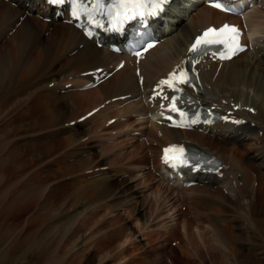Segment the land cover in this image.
<instances>
[{"label":"bare ground","instance_id":"1","mask_svg":"<svg viewBox=\"0 0 264 264\" xmlns=\"http://www.w3.org/2000/svg\"><path fill=\"white\" fill-rule=\"evenodd\" d=\"M33 8L38 12V8L36 7L35 3L31 4L30 6H26V1L23 0H8L7 2L0 0V41L5 40V38L7 37V41L5 42V44L3 46L0 45V215L3 211L6 212V209L10 210V208L17 206L19 203L18 206L25 207L23 210L21 208L22 212H16L18 216L14 218L17 219L24 215L23 212H25L30 206L36 205L38 206L37 208L40 213L38 212L39 216L36 217V221L34 220V222L42 223V221L44 220H51L53 222L58 216L59 212H62L61 207L64 205V201L53 202L51 198L54 194H64V196L67 197L66 199H70L72 201L82 199H84L86 202L92 201V203L87 202L89 203V206L85 209L74 212L72 221L73 224L76 220V217H78V215L81 214L82 211H85L91 206L92 210L90 209L91 212L88 213L90 216L92 214H98L103 211L105 207L104 204L94 205L96 202L93 203V201L96 199L100 201L109 197L110 189L113 185H107L101 180H89V183H79L77 184V186L75 185V188L70 189L69 187L73 186V184L70 182H68L67 184H58V182H55L57 183V187H51V185H47L48 187L46 186L47 179L50 176H57L61 173H64L60 169L54 171L49 170L51 166L56 164L61 166L63 161H68L69 159H72L73 157L84 153L79 149H69V147L73 145L72 143L77 140L79 141L81 137L74 131V128L66 129L63 127L60 130L59 126L63 125L65 119L71 121V114L73 112L72 109L68 107V104H62V102L60 101L61 98L57 93V87L53 86V82L48 80L50 75L54 73V65H57L58 62L61 61L62 66L58 68L59 72H57L58 79L62 78L61 76L65 73L64 71H66V69L69 70V68L73 66L74 63L83 64L80 69H77L75 71L76 73L85 72L99 67H102L103 70H108L110 68V65H115V63L119 60V57L115 54L109 53L106 49H97L92 43L84 40V38L78 33V31L73 29L71 26L64 25L61 22L45 24L38 21L35 17H31L29 15L25 16L26 13H32ZM176 10L178 15L175 18H172V24L168 23V26H173V31L177 32L176 35L170 37L158 48L150 52L139 65L141 74L144 77V82L141 88L142 91H140V89L138 88L139 86L136 77L134 76V74H132V70H130L129 67L125 66L122 70L113 75L112 80H108L100 84L96 88L81 89V86L77 90L70 89L67 92L85 93L89 91L88 93H90L91 90H94L96 92L100 91L103 95V98H106L107 100L123 95L129 96V98H126L124 101H117L116 104H123L130 99L133 100L134 98L139 97V101L131 104L132 106L128 105L125 109H123L124 111H126V113H128L124 115H127V117L129 118L132 114L135 113L136 120H138V117L142 118V116L140 115L145 114L146 111L149 110L148 107H145L142 102V96L145 94L146 89H149V87L155 84L156 80L159 77L164 75L165 72L171 69L173 65H175L179 61V59L184 54L187 43L194 36V33L197 30L209 24L218 25L226 19L225 16L215 11H212L208 8H202L195 15V17L189 21L192 24H189V26H187L184 24V22L188 21V17L186 15L188 8L185 7L184 4H182V7ZM257 15V13H253L247 18L250 27H252V31L255 34L259 33L261 27L264 25V19H259L262 16L260 17V15H258V18ZM21 18L22 20L20 21ZM18 23L19 25L17 26ZM49 27H51L50 30L48 29ZM12 28L15 29L14 32L8 35L9 31H11ZM45 32L48 33L46 37H44L43 35ZM258 40L256 41V44ZM79 45H82V47L79 48ZM71 52L74 53L71 54ZM243 56L246 55L243 54L236 59L223 63L216 77H214V73L216 72V68L218 66L206 63L204 66H202L201 81L205 99L209 100L210 102H217L223 107L224 110H231V103H233V106L239 103L242 107H252L255 114H249L242 110L238 111V113L241 114L245 119H248L247 124L239 128H233L231 126H228L227 128L216 126L214 128H211L206 135L197 134L194 132L168 130L164 127H159L154 124H152V127H154L157 132L162 134L161 139L158 138L159 141H167L168 143H170L178 141L180 139H190L198 143V145H200L206 152L217 157L225 165V169L223 171L224 175L221 179L214 175L201 176L198 178V185L189 189L184 188L178 179L172 180L173 183H177V189L175 191L176 194L181 195L183 198V192L185 191V200L187 199L185 201L186 203L191 204V202H188V199L189 201L194 199L193 203H195V205L200 206L205 211L208 210V212L217 215L222 214L228 216L229 212H226V206H233L241 209L243 211L241 217L247 223H249V226L253 229L254 227H257V225L253 223V217L259 210L264 211V180L262 179L261 183H256L254 182V180H251V178H249L253 177L255 179L256 175H260V173L264 172V71H261V74H263L262 79H257L254 76V67H252L248 63H245L244 61L237 63L241 58H243ZM251 64L254 65L252 62ZM262 66L264 68V63L262 64ZM76 84L77 85H75V87L80 85L78 81ZM207 86L208 89H206ZM76 95L78 94H72L71 96L73 97ZM222 100H228L227 104H221ZM77 101L79 100L76 99V102L74 104L75 108L79 107V105L77 106ZM253 115L256 116L254 117ZM82 123L84 124L85 121ZM134 123L140 125L139 123L141 122L138 123V121H134ZM55 127H59L58 131L64 135L60 140L45 139L42 140L43 142H23L22 144L14 146L7 144L9 143L7 139L13 137V135H17L19 132L23 131L21 134L22 136L26 135V132L29 131L30 133L36 131H42L45 133L46 130H50ZM30 129L35 130L32 131ZM10 131H13V133L11 134ZM45 134L49 135L50 137L56 136V133L52 131L50 133L46 132ZM85 134L86 133H84L82 136H84ZM153 138V135L150 134V139ZM44 142L47 143L45 144ZM154 142L155 141L153 140L152 143ZM78 145L79 144H77V147ZM161 146L159 147L158 155H160ZM240 147H244L243 152L239 150ZM250 150L256 153L255 157L253 155H249L248 152ZM51 157H53L52 159H50L52 163L48 167L47 165L49 161L46 162V160ZM244 157H247L249 161L255 162V165L251 168L249 174H246V172L250 169V166L247 163L243 162ZM94 159H96V156H83L82 158H80V160H73L76 162H74V164H70L68 167L70 168V170L79 169L78 171H81L82 169H85L84 167L86 165H89L91 162H93ZM26 161L28 162L27 164ZM32 161H43L42 165L46 167L39 170L41 164H33ZM92 164L93 163H91V165ZM155 169L157 170V172H159L160 170L158 167H156ZM78 171L71 172L72 174L69 173V175H63L62 178L65 176H73V174H75L76 172L78 173ZM26 174L28 175V179L25 180L20 189L14 190L11 188V186L10 188L12 190L10 189L11 191H9V188L7 186L12 182L15 183V180H17L18 177L20 178V180L21 177L23 179L24 175ZM73 178H75V176L68 177L67 179L69 181ZM236 178L238 181L242 179L244 180L242 187H239L237 185ZM159 180L164 181L167 184L170 183V180H168L165 176H162ZM3 183L5 184V188L3 187ZM215 183L217 186H215ZM218 184H220V186ZM162 185L163 183H161V186L156 189L158 195L163 194V191H161L162 189L168 190V187L166 185V187ZM212 186L214 187L211 188ZM259 186H261L262 189H260ZM258 187L260 190L258 189ZM221 189H224L227 194L225 195L224 193H222ZM208 190L211 192L221 193L211 194L214 200L218 203L217 208L205 207V204L215 205L212 199L205 198V196H203L206 195L207 197L206 191ZM193 192L196 194H194V196H190L189 198V195H192ZM198 193H200L201 195H199ZM168 194L169 193H166V197L168 196ZM23 198H25L26 201ZM244 201H246V203H244ZM208 212L203 213L207 215ZM199 213L200 212H198V214ZM195 214L196 217H198L197 212ZM89 215L87 217H89ZM204 216L202 217L201 215H199L198 219L195 220L196 224L202 222L203 220L201 221L200 219L201 217L204 218ZM0 220L2 222L4 218H2L1 216ZM118 220L119 217L115 216L104 219L102 221L103 223L101 224V226H109L110 228H112L114 235L112 236L113 240H117L121 236H123L124 231L126 230V228L119 226L120 222H118ZM14 221L12 223H14ZM17 221L18 220H16V222ZM32 223L33 222L27 221L26 225ZM191 224L192 222L190 224L185 223L187 231L188 228L190 229ZM62 226L64 227V223L62 224ZM80 226H83V224ZM1 227L2 226L0 225V228ZM185 227H183L182 225V228ZM53 228L55 230L58 229V231L59 229H61L60 227L47 226V228H45L41 235H35V237H32L30 241H28L29 238H31L30 235L23 237V240L21 239V243L19 246L22 245L24 251H28L26 248L27 246L32 247L35 241L39 242L43 235L45 233L49 234ZM136 228L137 233L141 231V227H138L137 224ZM23 230H25V228H23ZM111 231L106 235L111 234ZM57 232H55L56 235L53 237L54 239L59 236ZM217 234L222 237L219 238L220 240L223 241L226 239V236L223 235L224 232L221 229ZM146 236L147 239L153 238L154 233L152 231H149L147 232ZM104 237L106 236H103V238ZM107 237L106 239H108ZM61 238L62 236H60L58 239ZM129 244L130 246L135 244L134 240H131ZM223 244L226 246H223L224 248H227L229 251H231L229 248V246H232L231 243L225 240ZM72 245L73 248L77 247L75 241L72 242ZM19 246L17 248H19ZM56 250L57 248L50 249L51 252H55ZM50 251L47 253V256H49L48 254H50L51 256ZM121 252L122 250L118 251L117 253L122 254ZM34 253L37 252H32V254ZM116 255L112 258V260L117 257ZM35 256H37V254H35ZM261 257L264 259V255H261Z\"/></svg>","mask_w":264,"mask_h":264},{"label":"rangeland","instance_id":"2","mask_svg":"<svg viewBox=\"0 0 264 264\" xmlns=\"http://www.w3.org/2000/svg\"><path fill=\"white\" fill-rule=\"evenodd\" d=\"M259 19H262V17ZM13 29L14 28H12L11 30ZM47 34L45 32L43 34L44 37H46ZM262 35L264 36V30ZM6 41H7V37L5 38V40L0 41L1 42L0 45L3 46ZM263 53H264V46H263ZM263 57H262V61L264 63ZM260 59H261L260 57L252 58L253 64L256 63V66L252 65L251 62L244 61L245 63H248L249 65L254 67L255 69L254 76L259 80L262 79L261 71H264V68L262 66L263 63ZM54 66H55L54 73L50 75L48 81H52L53 83H56L54 86L57 87L58 89L57 93L61 98L60 101L62 102L63 105L68 104V107L72 109L73 113L71 114V118H72L71 121L76 120L77 118L81 117L84 112L85 113L89 112L88 110L95 108L96 106H98L101 103H104L107 100L106 98H103V95L100 91L96 92L94 90H91L90 93H88L89 91L87 92L83 91L85 93L65 91V93H63L64 88L62 87H61L62 89L59 88L57 86V82L58 83L59 82L64 83L66 81L70 82L72 76L69 78L65 77V79L63 78L58 79L57 72H59L58 68L62 66V61L58 62V64L57 65L55 64ZM82 66H83L82 63H74L73 66L69 68V70L76 71L77 69H80ZM72 82L74 83L75 80H73ZM73 85L75 86L77 84L75 83ZM138 88L141 91L142 87L139 86ZM206 89H208V86L206 87ZM72 94H78V95L72 97L71 96ZM76 99L79 100L77 101V106L79 105V107L76 106L77 108L74 107ZM113 104L119 105L116 103ZM124 109H122L123 114H128L126 113V111H124ZM105 110H106L105 107L103 110H98L96 114L85 120L84 124L75 123V125L72 127L65 126V123L69 122L68 119H65L63 125L59 126L60 130L63 127L66 129L74 128V131L80 135L81 139L79 141L78 140L74 141L72 143L73 145L69 147V149L70 148L79 149L81 152L84 153L77 155L72 159H69L68 161H63L61 166L57 164L51 166L49 170L54 171L60 169L64 173H61L57 176H50L46 182V186L51 185V187H57V183L55 182H58V184H67L68 182H70L73 184V186L70 185L71 187H69V189L75 188V185L77 186V184L79 183L80 184H83V182L89 183L88 182L89 180H101L102 182H105V184L107 185L112 184L113 186L110 189L109 197H107L104 200L99 201L96 199L93 201V203L96 202L94 205L104 204L105 207L103 211H101L98 214H92L90 216L88 213H90L92 210L91 209L92 206H91L87 208L85 211H82L81 214H79L78 217H76V220L74 221L73 223L74 225H73L72 221H73L74 212L85 209L86 207L89 206V203H92V201H87L89 203H87L84 199L72 201L70 199H66L67 197H65L64 194L60 195L58 193L56 194L59 197L56 194H54L51 199L53 200V202L64 201V205L61 207L62 212L58 211L59 214L53 222L51 220H44L45 222L42 221V223L41 222L35 223L34 220L36 219V217L39 216L38 214L40 213V211L37 208L38 206L36 205L30 206L27 209L28 211L26 210L25 212H23L24 215H22L20 218L17 219L14 217L18 216L17 213L22 212L25 206L22 207L18 206L19 205L18 203L17 206L10 208L11 211L9 209H6L7 210L6 212L2 210L3 212L0 215V219L2 216L4 220L2 222L0 220L1 223L0 225L2 226L0 228V233H1L0 234V264H104L106 262H107L106 264H127V263L128 264H255V263L264 264V259L261 257V255H264V244H263L264 211L259 210L256 213V215L253 217V223L257 225V227L253 228L255 230H253L252 227L249 226L250 224L247 223L241 217L243 211L236 207L226 206V212L227 211L229 212L228 216L222 214L217 215L208 212V210L205 211L200 206L195 205V203H193L194 199L191 200L192 201L191 204L186 203L185 201L187 199L185 200L186 198V194H184L185 191L183 192V198L182 196L179 197V194H176L175 193L176 190L173 188H172L173 192L170 188H167L168 190L162 189L161 191H163V194L158 195L155 189L161 186V184L159 185V183L161 182H158L152 174L147 173L148 171L146 166L148 162L146 157H149L150 153L152 152L153 154H155V151L150 152L148 150L149 146L147 147L145 145L144 147L146 148L144 149L143 145H141L142 143L140 145L139 144L137 145L138 142H135L134 140L133 141L129 139L122 140L123 139L122 137L117 136L119 131L112 133L114 137L117 136L119 138L110 137L109 135H107L108 133H110V131L107 130H103L102 132H99L98 133L99 136L92 137L96 135L98 131L97 128H99L102 125L99 124L98 126H92L91 128H89L91 126V124L89 123H92L102 118L104 114H105V119H107L109 114L114 115L115 113H118L120 111V106L112 107L108 111ZM253 116L255 117L256 115ZM105 119L103 120L105 121ZM139 122L140 121H138V123ZM118 124L119 127H125L126 129L128 128L130 129L135 123L133 122V119H130L129 122L128 121L126 123L118 122ZM85 126H87V128H85ZM59 127H55L45 131V133L46 132L50 133L51 131L56 133L55 134L56 136L54 135L55 137H50L49 135H46L42 131H41L42 133L40 131L30 133L29 131L26 132L27 136L26 135L22 136L21 135L23 132L22 131L19 132L17 135H13V137L7 139L9 143H7V141L6 143L8 145L14 146V145L22 144L23 142H28V143L38 142V141L43 142L42 140L45 139L60 140L61 137L64 135L58 131ZM141 127L143 129L146 128V124H143ZM10 133L12 134L13 131H10ZM84 133L86 134L82 136ZM124 133L125 135H128V130L125 131ZM87 136H89L88 139ZM128 137L135 138L132 136L131 133L130 135H128ZM153 137H154L153 139H150V134L148 135V137L147 135L145 137L146 141L149 143L150 146L155 147L158 143L162 142L158 140V137H155L154 135ZM83 138L87 140H83ZM153 140L156 142V145H153L152 143ZM39 144H43V143H39ZM77 144H79L80 146L78 145L77 147ZM96 145H100V147L97 148ZM239 150L243 152L244 147H240ZM248 153L251 156L252 155L254 157L256 156V153L252 150H250ZM83 156H88V157L96 156V159H94L93 162H91L93 163L92 165L91 163L89 165H86L84 167L85 169H82L81 171H78L79 169L70 170L68 166L76 162L73 160H80V158H82ZM52 158L53 157L46 160V162L49 161L47 165L48 167L52 163L50 160ZM142 159H144V161ZM243 159H244L243 162L247 163L250 166V169L246 172V174H249L251 168L255 165V162L249 161L247 157H244ZM32 162L33 164L35 163L41 164L39 170L46 167L42 165L43 161H32ZM27 163L28 162L26 161V164ZM74 170L78 171V173L76 172L75 174H73L75 178L69 181L67 178L73 176H67V177L65 176L62 178L63 175H67V174L69 175V173L72 174L71 172H75ZM109 170H111V172H108ZM130 170H131L130 172L131 176L127 177L126 179L120 180V176L121 177L127 176ZM118 171H120L121 173ZM78 177H82V178H78ZM115 178H117L118 180H116ZM249 178H251V180H254V182L256 183H261L262 179L264 180V172L260 173V175H256L255 179L253 177H249ZM26 179H28L27 174L24 175L23 179L21 177V180L18 177L17 180L18 181L20 180L19 182L15 180V183L12 182L13 184L10 183L7 186L9 188V191H11L12 189L14 190L20 189V187L23 185ZM240 181H238L236 178L237 185L239 187H242L244 180L242 179ZM216 183L215 186H217ZM218 185L220 186V184ZM162 186L166 187L164 184ZM3 187L5 188V184L3 185ZM213 187L214 186H212L211 188ZM259 187L260 189H262L261 186ZM221 191L225 195L227 194V192L224 189H221ZM206 192H207V197L206 195L203 196H205V198L212 199L215 205L205 204V207L217 208L218 203L214 200L211 194H221V193L211 192L209 190ZM166 193H169L167 197H166ZM194 194L196 193L193 192V195ZM198 194L201 195L200 193ZM190 196L192 195H189V198ZM23 199L26 201L25 198ZM244 203H246V201H244ZM186 208L188 209V211L191 212L190 215L191 217L188 216L189 219L188 217H185L186 215H188L187 213H185ZM195 211L197 212V214L198 212H200L198 214V217L199 215L203 217L206 212L210 214L207 213V215L205 214L204 218L201 217L200 220L201 221L203 220L202 221L203 223L200 222L196 224L195 220L198 219V217H196ZM181 212L184 214H182ZM117 214H119L120 216ZM88 215L89 217H87ZM115 216L119 217L118 220V222H120L119 226L126 228L125 231H127V232L124 231L123 236H121L117 240L116 239L113 240L112 236L114 235L112 228H110L109 226H101V224L103 223L102 221L104 219H108ZM16 220H18L19 222L18 221L16 222ZM189 220L192 222L191 224L192 227L190 226V229L188 228L187 231L185 227V223L190 224L191 222ZM208 220H210L211 222ZM13 221L14 223H12ZM27 221L33 223L26 225ZM63 223H64V227L62 226ZM79 224L80 225L83 224V226H80ZM136 224L138 227H141V231H139L138 233L136 231L137 229ZM182 225L185 228H182ZM47 226L60 227L61 229H59L58 231V229L55 230L53 228L52 230L54 231L51 230L49 234L45 233L39 242L35 241L32 247L31 246L26 247L28 251H24L22 245L19 246L21 243V239L23 240V237L30 235L31 238H29L28 240L30 241L32 237H35V235L36 236L41 235L42 232L45 230V228H47ZM23 228H25V230H23ZM212 229L213 232L215 231L216 233L215 232L213 233ZM220 229L224 232L223 235L226 236L225 237L226 239L225 238L223 239L227 240L229 243L232 244L231 247L229 246L231 251L223 247L225 246L223 244L225 240L223 241L220 240L219 238L222 237H220L217 234L218 232H220ZM110 231L112 235L111 234L106 235L108 232L110 233ZM149 231H152L154 233V236L153 238L147 239L146 235L147 232ZM55 232L59 234V236L56 239L53 238L56 235ZM60 236H62V238L58 239ZM103 236L106 237L108 236L107 237L108 239H106V237L103 238ZM176 238H181V239L178 241L176 240ZM128 239L134 240L135 244L130 246L129 243L131 242V240ZM73 241L76 242L77 245L76 248L75 247L73 248L72 245ZM178 242H180L179 245L177 244ZM18 246L19 248H17ZM51 248H55V249L57 248V250L55 252H51L50 251ZM120 250H122L121 252L122 254L117 253ZM49 251L51 253V256L50 254H48L50 257L47 256V253ZM32 252H37V253L32 254ZM35 254H37V256H35ZM115 255L117 257L112 260V258Z\"/></svg>","mask_w":264,"mask_h":264},{"label":"snow or ice","instance_id":"3","mask_svg":"<svg viewBox=\"0 0 264 264\" xmlns=\"http://www.w3.org/2000/svg\"><path fill=\"white\" fill-rule=\"evenodd\" d=\"M53 5L64 4L65 0H48ZM210 6L219 9L224 12H235V9L230 7L224 0H209ZM168 3V0H71L72 15L76 19L85 18L86 23L90 28H103L104 21L110 26L111 30L120 31L122 26L131 20H138L143 25L148 18L156 17L163 11L164 5ZM87 34L91 35V31ZM209 45H224L226 53H221V59L230 58L235 53L242 51L243 48L240 45V31L235 26L224 25L220 29L209 28L203 35L195 41L192 45L191 51L193 53L202 51ZM187 82V75L181 72L177 75L175 72L171 74L170 78L165 81H161V85H167L175 93H180L181 89L177 87V84H183ZM164 99H168L166 96ZM179 95H174L170 102V111L179 112L176 107ZM180 116H184V113L179 112ZM196 119L190 121V123H196ZM181 124L177 126H182ZM169 153H173V156H169ZM165 163L175 161L180 165L187 163V158L184 153V149L178 146H171L165 149L164 156ZM173 167L176 163L172 164Z\"/></svg>","mask_w":264,"mask_h":264}]
</instances>
